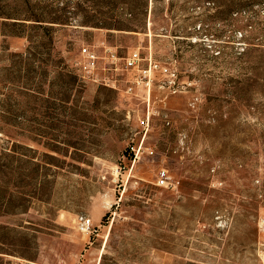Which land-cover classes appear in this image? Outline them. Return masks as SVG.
Returning <instances> with one entry per match:
<instances>
[{"label": "rangeland", "instance_id": "obj_1", "mask_svg": "<svg viewBox=\"0 0 264 264\" xmlns=\"http://www.w3.org/2000/svg\"><path fill=\"white\" fill-rule=\"evenodd\" d=\"M59 2L71 7L55 49L70 68L84 45L138 49L150 93L126 92L134 70L118 90L79 80L53 151L26 97V137L13 136L26 161L0 174V264H264V0H147L122 29L89 13L107 0ZM242 8L263 24L231 20ZM25 10L0 0V99L28 44L8 16Z\"/></svg>", "mask_w": 264, "mask_h": 264}, {"label": "trees", "instance_id": "obj_2", "mask_svg": "<svg viewBox=\"0 0 264 264\" xmlns=\"http://www.w3.org/2000/svg\"><path fill=\"white\" fill-rule=\"evenodd\" d=\"M25 2V18H18L17 14L8 16L12 19L9 25L13 26L10 35L23 37L28 44L25 51L10 54L6 66L8 76L4 84L9 87L4 98L0 99V133L10 139L11 145L4 147L0 153V174L3 176L8 175L11 162L21 164L26 161L27 146L13 137H26V97L29 96L32 101L31 131L35 137L47 138V147L53 151L59 143L54 131L58 125L67 123L65 118L70 116L74 108L73 94L79 83L78 76L55 49L56 27L67 24L69 16L66 13L71 7L69 2L63 6H59V0ZM80 4L74 3V7ZM146 10L147 0H107V5L90 8L89 13L98 23L122 29L119 27L124 17L129 15L141 19L146 16ZM233 17L245 18L247 25L252 28L253 24H263L258 21L260 13L250 8L232 12L231 20ZM19 26H24L26 30L18 31ZM40 106L46 109L45 112ZM61 115H64V119L60 118ZM42 126L48 129L44 131L45 135L40 133L43 131Z\"/></svg>", "mask_w": 264, "mask_h": 264}, {"label": "built area", "instance_id": "obj_3", "mask_svg": "<svg viewBox=\"0 0 264 264\" xmlns=\"http://www.w3.org/2000/svg\"><path fill=\"white\" fill-rule=\"evenodd\" d=\"M141 62L142 57L138 49L133 50L128 56H121L117 48L109 44H104L101 54L89 45H84L73 68L80 81L104 85L116 90L119 89L120 77L124 76L125 72L134 70L140 74L132 85L127 86L126 92H134L137 87H142L147 88V92L150 93L152 78L149 72L152 71V65L149 70L142 69ZM79 224L82 231H88L91 220L81 216Z\"/></svg>", "mask_w": 264, "mask_h": 264}]
</instances>
